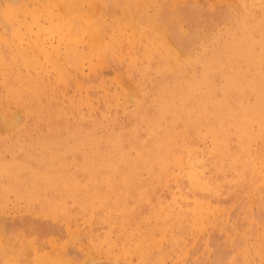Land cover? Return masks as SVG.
<instances>
[{
    "label": "rangeland",
    "instance_id": "obj_1",
    "mask_svg": "<svg viewBox=\"0 0 264 264\" xmlns=\"http://www.w3.org/2000/svg\"><path fill=\"white\" fill-rule=\"evenodd\" d=\"M0 30V264H264V0H0Z\"/></svg>",
    "mask_w": 264,
    "mask_h": 264
},
{
    "label": "bare ground",
    "instance_id": "obj_2",
    "mask_svg": "<svg viewBox=\"0 0 264 264\" xmlns=\"http://www.w3.org/2000/svg\"><path fill=\"white\" fill-rule=\"evenodd\" d=\"M68 9H69V8H68ZM68 12H69V11H68ZM70 13H71V12H70ZM250 14H251V13H250ZM234 17H235V14H234ZM235 18H236V17H235ZM248 18H249V17H248ZM241 21H242V20H241ZM241 21H240V22H241ZM238 22H239V21H238ZM255 22H256V21H255ZM240 27H241V26H240ZM255 27H256V26H255ZM219 28H220V27H219ZM241 28H242V27H241ZM217 29H218V28H217ZM0 31H1V30H0ZM173 31H174V30H173ZM218 31H219V30H218ZM254 31H255V30H254ZM222 32H223V31H222ZM223 33H224V32H223ZM162 34L164 35V33H162ZM251 34H252V33H251ZM4 35H5V34H4ZM219 35H220V34H219ZM235 35H236V34H235ZM235 35H234V36H235ZM158 36H159V35H158ZM236 36H237V35H236ZM236 36H235V38H236ZM169 37H170V36H169ZM177 37H178V36H177ZM251 37H252V36H251ZM157 38H158V37H157ZM244 38H246V36H244ZM159 39H160V37H159ZM159 39H158V40H159ZM217 39H218V38H217ZM242 39H243V38H242ZM167 40H168V39H167ZM177 40H178V39H177ZM216 41H217V40H216ZM149 42H150V41H149ZM149 42H148V43H149ZM155 42H156V40H155ZM161 42H162V41H161ZM169 42H170V41H169ZM213 42H215V40H214ZM245 42H246V41H245ZM98 43H99V42H98ZM167 43H168V42H167ZM1 44H2V43H1ZM152 44H153V43H152ZM159 44H162V43H159ZM240 44H242V43L240 42ZM99 45H100V44H99ZM101 45H102V43H101ZM157 45H158V44H157ZM157 45H156V46H157ZM164 45H165V44H164ZM244 45H245V44H244ZM253 45H254V44H253ZM145 46H146V44H145ZM154 46H155V45H154ZM212 46H213V45H212ZM230 46H231V44H230ZM147 47H149V46H147ZM214 47H215V46H214ZM238 47H239V46H238ZM253 47H254V46H253ZM169 48H170V47H169ZM173 48H174V47H173ZM153 49H154V48H153ZM170 49H172V48H170ZM174 49H175V48H174ZM214 49H215V48H214ZM235 49L237 50L238 48H235ZM247 49H248V48H247ZM247 49H246V52H247ZM257 49H258V48H257ZM261 49H262V48H261ZM146 50H147V49H146ZM158 50H159V49H158ZM248 50H249V49H248ZM166 51H167V49H166ZM174 51H175V50H174ZM244 51H245V50H244ZM249 51H250V50H249ZM249 51H248V52H249ZM143 52H144V51H143ZM150 52H151V51H150ZM160 52H161V51H160ZM170 52H172V51H170ZM175 52H176V51H175ZM177 52H178V51H177ZM151 53H152V52H151ZM154 53H155V52H154ZM205 53H206V52H205ZM205 53H204V54H205ZM234 53H236V52L234 51ZM139 54H140V53H139ZM170 54H171V53H170ZM175 54H176V53H175ZM178 54H179V53H178ZM178 54H177V55H178ZM217 54H218V53H217ZM237 54H238V53H237ZM237 54H236V55H237ZM239 54H240V53H239ZM243 54H244V53H242V55H243ZM130 55H131V54H130ZM140 55H141V54H140ZM147 55H148V54H147ZM220 55H221V54H220ZM234 55H235V54H234ZM247 55H248V54H247ZM145 56H146V55H145ZM172 56H173V55H172ZM192 56H193V55H192ZM194 56H195V55H194ZM203 56H204V55H203ZM207 56H208V55H207ZM149 57H150V56H149ZM196 57H197V56H196ZM209 57H210V56H209ZM248 57H250V56H248ZM167 58H168V57H167ZM204 58H205V57H204ZM212 58H213V59L215 58V57H214V54H213ZM230 58H231V57H230ZM230 58H229V59H230ZM246 58H247V57H246ZM127 59H128V58H127ZM141 59H142V58H141ZM146 59H147V58H146ZM237 59H238V58H237ZM254 59H255V58H254ZM150 60H151V59H150ZM175 60H176V59H175ZM182 60H183V59H182ZM189 60H190V59H189ZM197 60H199V59H197ZM260 60H261V59H260ZM0 61H1V60H0ZM3 61H4V60H3ZM134 61H135V60H134ZM147 61H148V60H147ZM168 61H170V60H168ZM179 61H180V60H179ZM186 61H187V60H186ZM191 61H193V60H190V62H188V64L191 63ZM204 61H205V60H204ZM204 61H203V63H206V61H205V62H204ZM213 61H214V60H213ZM216 61H217V60H216ZM233 61H234V59H233ZM233 61H232V62H233ZM262 61H263V60H262ZM4 62H5V61H4ZM126 62H127V61H126ZM162 62H164V61H162ZM200 62H201V61H200ZM214 62H215V61H214ZM214 62H213V63H214ZM252 62H253V61H252ZM142 63H143V62H142ZM145 63H146V62H145ZM145 63H144V65H145ZM147 63H148V62H147ZM158 63H159V62H158ZM169 63H170V62H169ZM178 63H179V62H178ZM181 63H182V62H181ZM192 63H194V62H192ZM192 63H191V64H192ZM210 63H212V60H211V62H209V64H208L209 66L211 65ZM235 63H236V61H235ZM235 63H234V64H235ZM0 64H1V63H0ZM197 64H198V63H197ZM244 64H245V63H244ZM140 65H141V64H140ZM146 65H147V64H146ZM182 65H185V63L182 64ZM228 65H229V64H228ZM230 65H231V64H230ZM232 65H233V64H232ZM242 65H243V64H242ZM242 65H241V67H242ZM260 65H261V63H260ZM147 66H148V65H147ZM157 66H158V65H157ZM169 66H170V65H169ZM169 66H168V68H169ZM172 66H173V64H172ZM189 66H190V64H189ZM194 66H195V65H194ZM194 66H193V67H194ZM211 66H212V65H211ZM216 66H217V65H216ZM252 66H253V65H252ZM136 67H138V65H137ZM154 67H155V66H154ZM163 67H164V66H162V68H163ZM228 67H229V66H228ZM249 67H250V66H249ZM162 68H161V69H162ZM174 68H175V65H174ZM208 68H209V67H208ZM221 68H222V66H221ZM224 68H225V67H224ZM247 68H248V66H247ZM169 69H170V68H169ZM213 69H214V68H213ZM219 69H220V68H219ZM219 69H218V70H219ZM157 70H158V69H157ZM227 70H228V69H227ZM236 70H237V68H236ZM247 70H248V69H247ZM247 70H246V71H247ZM138 71H139V69H138ZM169 71H170V70H169ZM214 71L217 72L216 70H214ZM214 71H213V72H214ZM220 71H221V69H220ZM237 71H238V70H237ZM239 71H241V69H239ZM239 71H238V72H239ZM156 72H157V71H156ZM160 72H161V71H159V73H160ZM162 72H163V71H162ZM167 72H168V71H167ZM171 72H172V71H171ZM176 72H177V70H176ZM188 72H189V71H188ZM207 72H210V71L208 70ZM207 72H206V74H209V73H207ZM222 72H223V70H222ZM226 72H227V71H226ZM242 72L244 73L243 68H242ZM153 73H154V71H153ZM173 73H174V72H173ZM173 73H172V74H173ZM224 73H225V72H224ZM145 74H146V73H145ZM157 74H158V73H157ZM211 74H212V72H211ZM234 74H235V73H234ZM246 74H247V73H246ZM178 75H180V74H178ZM190 75H191V74H190ZM203 75H204V74H203ZM212 75H213V74H212ZM212 75H211V76H212ZM214 75H215V74H214ZM237 75H238V74H237ZM249 75H250V74H249ZM151 76H152V75H151ZM155 76H156V75H155ZM167 76H168V75H167ZM183 76H184V75H183ZM228 76H229V75H228ZM233 76H234V75H233ZM233 76H232V77H233ZM239 76H240V75H239ZM143 77H145V76H143ZM187 77H188V76H187ZM190 77H191V76H190ZM212 77H213V76H212ZM223 77H224V76H223ZM223 77H222V78H223ZM151 78H152V77H151ZM163 78H164V77H163ZM200 78H202V77H200ZM208 78H210V76H209ZM195 79H196V78H195ZM204 79H205V78H204ZM210 79H212V78H210ZM215 79H216V78H215ZM224 79H225V77H224ZM245 79H247V78L245 77ZM176 80H178V79H176ZM191 80H192V79H191ZM191 80H190V81H191ZM205 80H206V79H205ZM229 80H230V79H229ZM233 80H234V79H233ZM233 80H232V81H233ZM144 81H145V80H144ZM151 81H152V80H151ZM162 81H163V80H162ZM162 81H161V82H162ZM169 81H170V80H169ZM178 81H179V80H178ZM178 81H177V82H178ZM190 81H189V82H190ZM203 81H204V80H203ZM208 81H211V80H208ZM208 81H207V82H208ZM214 81H215V80H214ZM214 81H213V82H214ZM164 82H165V81H164ZM174 82L176 83V81H174ZM174 82H173L172 84H174ZM180 82H183V81L180 80ZM192 82H193V80H192ZM198 82H199V81H198ZM207 82H206V83H207ZM148 83H149V82H148ZM187 83H188V82H186V84H187ZM206 83H205V84H206ZM154 84H155V83H154ZM159 84H160V83H159ZM197 84L199 85V83H197ZM197 84H195V85L197 86ZM200 84H202V83L200 82ZM214 84H215V83H214ZM223 84H224V83H223ZM234 84H235V82H234ZM163 85H164V84H163ZM165 85H166V84H165ZM175 85H176V84H175ZM184 85H185V84H184ZM188 85H189V84H188ZM188 85H187V87H188ZM190 85H192V84H190ZM226 85H227V83H226ZM229 85H230V84H229ZM236 85H237V84H236ZM38 86H39V85H38ZM201 86H202V85H201ZM220 86H222V85H220ZM168 87H171V86L169 85ZM179 87H180V86H179ZM193 87H195V86H193ZM193 87H192V88H193ZM199 87H200V86H199ZM202 87H203V86H202ZM204 87H205V86H204ZM208 87H209V86H208ZM212 87H213V85H212ZM223 87H224V86H223ZM242 87H244V85H242ZM161 88H162V86H161ZM161 88H160V89H161ZM171 88H174V89H175L174 86L171 87ZM176 88H177V87H176ZM192 88L190 87L189 89L192 90ZM206 88H207V87H206ZM209 88H210V87H209ZM209 88H208V89H209ZM216 88H218V87H216ZM219 88H220V87H219ZM219 88H218V89H219ZM228 88H229V87H228ZM149 89H150V88H149ZM157 89H158V88H157ZM162 89H163V88H162ZM195 89H196V88H195ZM198 89H199V88H198ZM208 89H207V90H208ZM226 89H227V88H226ZM235 89H236V88H235ZM177 90H178V88H177ZM182 90H183V87H182ZM186 90H187V88H186ZM186 90H185V91H186ZM213 90H214V89H213ZM147 91H148V90H147ZM151 91H152V90H151ZM168 91H169V90H168ZM179 91H180V92H183V91H181V89H180ZM199 91H200V90H199ZM201 91H202V90H201ZM210 91H212V90H210ZM158 92H159V91H158ZM170 92H171V90H170ZM150 93L152 94V92H150ZM150 93H147V94H150ZM172 93H176V92H173V89H172ZM177 93H178V91H177ZM188 93H189V92H188ZM205 93H207V92H205ZM208 93H209V92H208ZM210 93H211V92H210ZM162 94H163V93H162ZM166 94H167V93H166ZM166 94H164V95H166ZM199 94H201V93H199ZM203 94H204V93H203ZM153 95H154V94H153ZM171 95H172V94H171ZM173 95H174V94H173ZM177 95H180V94H177ZM182 95H183V94H182ZM182 95H181V96H182ZM188 95H189V94H188ZM190 95H191V94H190ZM242 95H243V94H242ZM168 96H169V95H168ZM211 96H212V95H211ZM240 96H241V95H240ZM148 97H149V95H148ZM157 97H158V96H157ZM171 97H172V96H171ZM202 97H203V96H202ZM160 98H161V97H160ZM168 98H169V97H168ZM190 98H191V97H190ZM195 98H197V97H195ZM195 98H194V99H195ZM226 98H227V97H226ZM113 99H114V98H113ZM147 99H148V98H147ZM157 99H158V98H157ZM166 99H167V98H166ZM170 99H171V98H170ZM174 99H175V98H174ZM178 99H179V98H178ZM197 99H198V98H197ZM145 100H146V99H145ZM151 100H152V99H151ZM159 100H161V99H159ZM168 100H169V99H168ZM179 100H180V99H179ZM184 100H185V99H184ZM187 100H188V99H187ZM195 100H196V99H195ZM195 100H194V101H195ZM225 100H226V99H225ZM163 101H166V100H163ZM171 101H173V99H172ZM173 102H175V101H173ZM196 102H197V101H196ZM205 102H206V101H205ZM234 102H235V101H234ZM165 103H166V102H165ZM178 103H179V102H178ZM181 103H182V102H181ZM189 103H191V102H189ZM216 103H217V102H216ZM218 103H219V102H218ZM238 103H239V102H238ZM171 104H172V103H170V105H171ZM174 104H176V103H174ZM206 104H207V102H206ZM219 104H220V103H219ZM221 104H222V103H221ZM224 104H225V103H224ZM234 104H235V103H234ZM163 105H165V104H163ZM183 105H185V103L182 104V108L185 107V106L183 107ZM138 106H139V105H138ZM159 106H160V105H159ZM168 106H169V104H168ZM172 106H173V105H172ZM178 106H179V105H178ZM190 106H191V105H189V107H190ZM215 106H216V105H215ZM223 106H225V105H223ZM253 106H254V105H253ZM192 107H193V106H192ZM197 107H198V106H197ZM197 107H196V108H197ZM201 107H202V106H201ZM205 107H206V106H205ZM219 107H220V106H219ZM246 107H247V106H246ZM254 107H255V106H254ZM171 108H172V107H171ZM199 108H200V107H199ZM252 108H253V107H252ZM252 108H251V109H252ZM163 109H164V108H163ZM165 109H166V108H165ZM173 109H174V108H173ZM173 109H172V110H173ZM177 109H178V108H177ZM177 109H176V110H177ZM201 109H202V108H201ZM249 109H250V108H249ZM128 110H129V109H128ZM168 110H169V109H168ZM178 110H180V109H178ZM186 110H188V108H187ZM161 111H162V110H161ZM183 111H184V110H183ZM183 111H182V112H183ZM189 111H190V110H189ZM196 111H198V110H196ZM200 111H201V110H199V112H200ZM205 111H206V110H205ZM205 111H204V112H205ZM244 111H245V109H244ZM250 111H252V110H250ZM185 112L188 113L187 111H185ZM190 112H192V111H190ZM227 112H228V111H227ZM247 112H248V111H247ZM176 113H177V112H176ZM180 113H181V112H180ZM194 113H195V112H194ZM206 113H207V112H206ZM210 113H211V112H210ZM219 113H220V112H219ZM237 113H238V111H237ZM170 114H171V113H170ZM173 114H175V113H173ZM173 114H171V115H173ZM192 114H193V113H192ZM244 114H245V113H244ZM101 115H102V114H101ZM184 115H185V114H184ZM194 115H195V114H194ZM210 115H211V114H210ZM62 116H63V115H62ZM175 116H176V115H175ZM179 116L181 117V114H180ZM186 116H188V114H186ZM211 116H212V115H211ZM214 116H215V115H214ZM220 116H221V114H220ZM189 117H192V115L189 116ZM189 117H188V118H189ZM227 117H228V116H227ZM209 118H210V117H209ZM230 118H231V117H230ZM244 118H245V117H244ZM246 118H247V117H246ZM246 118H245V119H246ZM253 118H255V117H253ZM262 118H263V117H262ZM176 119H177V118H176ZM176 119H175V120H176ZM159 120H160V119H159ZM159 120H158V121H159ZM177 120H178V119H177ZM186 120H187V119H186ZM206 120H207V118H206ZM183 121H184V120H183ZM188 121H190V120H188ZM230 121H231V119H230ZM172 122H173V121H172ZM220 122H221V121H220ZM220 122H219V123H220ZM244 122H245V121H244ZM148 123H149V122H148ZM158 123H159V122H158ZM158 123H157V125H158ZM163 123H164V122H163ZM169 123L171 124V122H169ZM178 123H179V122H178ZM178 123H177V124H178ZM182 123H183V122H182ZM257 123H258V122H257ZM154 124H155V123H154ZM166 124H167V123H166ZM235 124H236V123H235ZM254 124L256 125V123H254ZM259 124H260V123H259ZM261 124H263V123H261ZM167 125H168V124H167ZM167 125H166V126H167ZM160 126H161V125H160ZM220 126H221V125H220ZM220 126H219V127H220ZM249 126H250V125H249ZM257 126H259V125H257ZM242 127H243V126H242ZM260 127H261V125H260ZM262 127H263V126H262ZM67 128H68V127H67ZM156 128H157V127H156ZM165 128H166V127H165ZM222 128H223V127H222ZM222 128H221V129H222ZM238 128H240V127H238ZM238 128H237V129H238ZM162 129H163V128H162ZM171 129H172V128H171ZM179 129H180V128H179ZM237 129H236V131H237ZM252 129H253V128H252ZM252 129H251V130H252ZM255 129H256V127H255ZM152 130H153V129H152ZM234 130H235V128H234ZM248 130H249V129H248ZM262 130H263V129H262ZM158 131H159V130H158ZM222 131H223V130H222ZM245 131H246V130H245ZM258 131H259V130H258ZM260 131H261V130H260ZM154 132H155V130H154ZM219 132H220V131H219ZM228 132H229V131H228ZM228 132H227V133H228ZM237 132H238V131H237ZM239 132H240V130H239ZM246 132H247V131H246ZM248 132H249V131H248ZM248 132H247V133H248ZM261 132H262V131H261ZM165 133H166V132H165ZM165 133H164V134H165ZM167 133H168V132H167ZM176 133H177V132H176ZM176 133H174V134H176ZM230 133H232V132H230ZM234 133H235V132H234ZM234 133H233V134H234ZM243 133H245V132H243ZM263 133H264V132H263ZM263 133H262V134H263ZM203 134H204V133H203ZM207 134H208V133H207ZM240 134H241V133H240ZM249 134H250V132H249ZM210 135H212V134L210 133ZM231 135H232V134H231ZM251 135H252V133H251ZM251 135H250V136H251ZM256 135H257V133H256ZM263 135H264V134H263ZM165 136H166V135H165ZM167 136H168V135H167ZM170 136H171V135H170ZM203 136H204V135H203ZM208 136H209V135H208ZM168 137H169V136H168ZM172 137H173V134H172ZM217 137H218V135H217ZM223 137H225V136H223ZM227 137H228V136H227ZM229 137H230V136H229ZM253 137H254V136H253ZM210 138H211V137H210ZM254 138H255V137H254ZM254 138H253V139H254ZM257 138H258V136H257ZM261 138H262V137H261ZM168 139H169V138H168ZM168 139H167V141H168ZM211 139H212V138H211ZM243 139H244V138H243ZM247 139H248V138H247ZM249 139H250V138H249ZM258 139H259V138H258ZM263 139H264V138H263ZM169 140L171 141V138H170ZM182 140H183V139H182ZM201 140H202V139H201ZM219 140H220V139H219ZM223 140L226 141L225 138H224ZM223 140H221V141H223ZM245 140H246V139H245ZM251 140H252V139H251ZM255 140H256V139H255ZM163 141H164V140H163ZM178 141H179V140H178ZM165 142H166V141H164V144H165ZM256 142H257V141H256ZM121 143H122V142H121ZM177 143H178V142H177ZM182 143H184V142H182ZM182 143H181V144H182ZM213 143H214V142H213ZM262 143H263V142H262ZM73 144H74V143H73ZM97 144H98V143H97ZM158 144H159V143H158ZM215 144H216V143H215ZM253 144H254V143H253ZM162 145H163V144H162ZM174 145H175V144H174ZM182 145H184V144H182ZM220 145H221V144H220ZM238 145H239V144H238ZM249 145H250V144H249ZM156 146H157V145H156ZM160 146H161V145H160ZM216 146H217V145H216ZM216 146H215V147H216ZM243 146H244V145H243ZM261 146H262V145H261ZM74 147H75V146H74ZM88 147H89V146H88ZM211 147H212V146H211ZM215 147H214V148H215ZM246 147H247V146H246ZM96 148H97V147H96ZM176 148H178V147H176ZM223 148H224V147H223ZM169 149H170V148H169ZM174 149H175V148H174ZM181 149H182V148H181ZM247 149H248V148H247ZM131 150H132V149H131ZM164 150H165V149H164ZM172 150H173V149H172ZM226 150H227V149H226ZM129 151H130V150H129ZM164 152H165V151H164ZM168 152H169V150H168ZM171 152H172V151H171ZM188 152H189V151H188ZM217 152H218V151H217ZM122 153H123V152H122ZM162 153H163V152H162ZM172 153H173V152H172ZM249 153H250V152H249ZM166 154H167V153H166ZM216 154H217V153H216ZM242 154H243V153H242ZM160 155H161V154H160ZM211 155H212V154H211ZM224 155H225V154H224ZM236 155H237V154H236ZM245 155H246V154H245ZM161 156H162V155H161ZM184 156H185V155H184ZM218 156H219V154H218ZM148 157H149V156H148ZM158 157H159V156H158ZM222 157H223V156H222ZM224 157H225V156H224ZM226 157H228V155H227ZM152 158H153V157H152ZM156 158H157V157H156ZM163 158H164V157H163ZM231 158H235V157H231ZM231 158H230V159H231ZM251 158H252V157H251ZM170 159H171V158H170ZM178 159H179V158H178ZM223 159H224V158H223ZM237 159H238V158H237ZM237 159H236V160H237ZM245 159H246V158H245ZM159 160H160V159H159ZM181 160H182V159H181ZM183 160H184V159H183ZM238 160H240V159H238ZM248 160H249V159H248ZM160 161H162V160H160ZM171 161H172V160H171ZM214 161H215V160H214ZM217 161H218V160H217ZM169 162H170V160H169ZM169 162H168V163H169ZM182 162H183V161H182ZM221 162H222V161H221ZM225 162H226V161H225ZM225 162L223 161V163H225ZM233 162H235V161L233 160ZM241 162H242V161H241ZM243 162H244V160H243ZM246 162H247V161H245V163H246ZM171 163H172V162H171ZM230 163H231V162H230ZM238 163H239V162H238ZM214 164H215V163H214ZM236 164H237V163H236ZM236 164H235V165H236ZM158 165H159V164H158ZM183 165H184V164H183ZM237 165H238V164H237ZM230 166H231V165H230ZM151 167H152V166H151ZM157 167H158V166H157ZM167 167H168V166H167ZM173 167H174V166H173ZM183 167H184V166H183ZM152 168H153V167H152ZM159 168H160V167H159ZM165 168H166V167H165ZM165 168H164V169H165ZM177 168H178V167H177ZM221 168H222V167H221ZM242 168H244V166H242ZM29 169H30V167H29ZM181 170H182V168H181ZM220 170H221V169H220ZM236 170H237V169H236ZM167 171H168V170H167ZM169 171H170V170H169ZM233 171H235V170H233ZM243 171H244V169L242 170V172H243ZM2 173H3V172H2ZM7 173H8V171H7ZM167 173H168V172H167ZM174 173H175V172H174ZM194 173H195V171H194ZM235 173H236V171H235ZM175 174H176V173H175ZM187 174H188V173H187ZM242 174H243V173H242ZM8 175H9V174H8ZM173 175H174V174H173ZM185 175H186V174H185ZM189 175L191 176V174H189ZM238 175H239V174H238ZM181 176H182V174H181ZM197 176H198V175H197ZM244 176H245V175H244ZM179 177H180V176H179ZM185 177H186V176H185ZM198 177H199V176H198ZM224 177H225V175H224ZM162 178H163V177H162ZM190 178H191V177H190ZM193 178H194V177H193ZM195 179H197V178H195ZM165 180H166V179H165ZM165 180H164V181H165ZM168 180H169V179H168ZM168 180H167V181H168ZM198 180H199V178H198ZM215 180H216V179H215ZM225 180H226V179H225ZM160 181H161V180H160ZM188 181H189V180H188ZM195 181H196V180H195ZM206 181H207V180H206ZM233 181H234V180H233ZM158 182H159V181H158ZM190 182H192V181H190ZM203 182H204V181H203ZM203 182H202V183H203ZM235 182H236V181H235ZM164 183H165V182H164ZM223 183H224V182H223ZM206 184L208 185V183H206ZM206 184H205V185H206ZM152 185H153V184H152ZM158 185H160V184H158ZM165 185H166V184H165ZM167 185H168V184H167ZM191 185H192V183H191ZM62 186H64V184H63ZM192 186H194V185H192ZM208 186H209V185H208ZM218 186H219V185H217V187H218ZM209 187H210V186H209ZM220 187H221V186H220ZM7 188H8V187H7ZM203 188H204V187H203ZM213 188H214V187H213ZM221 188H222V187H221ZM223 188H224V187H223ZM11 189H12V188H11ZM13 189H14V188H13ZM219 189H220V188H219ZM211 190H212V189H211ZM215 190H216V189H215ZM147 191H148V190H147ZM4 192H5V191H4ZM204 192H205V191H204ZM221 192H222V191H221ZM221 192H220V193H221ZM173 198H174V200H175L174 195H173ZM145 201H146V200H145ZM147 202H148V201H147ZM2 204H3V203H2ZM154 204H155V203H154ZM203 204H204V202H203ZM195 207H198V206H195ZM198 208H199V207H198ZM187 209H188V208H187ZM200 209H201V208H200ZM181 210H182V209H181ZM209 210H210V209H209ZM177 211H178V210H177ZM189 211H190V210H189ZM195 211H196V210H195ZM211 211H212V210H211ZM211 211H210V212H211ZM213 211H214V210H213ZM159 212H160V211H159ZM165 212H166V211H165ZM180 212H181V211H180ZM196 213H198V212H196ZM202 213H203V212H202ZM202 213H201V214H202ZM164 214H165V213H164ZM199 214H200V213H199ZM179 215H180V214H179ZM185 215H186V214H185ZM180 216H181V215H180ZM182 216H183V215H182ZM127 218H128V217H127ZM174 218H175V217H174ZM132 220H133V219H132ZM135 224H136V223H135ZM138 224H139V223H138ZM138 224H137V225H138ZM197 224H198V223H197ZM137 225H135V226H137ZM169 225H170V224H169ZM114 226H115V225H114ZM181 226H182V224H181ZM200 226H201V225H200ZM122 230H123V229H122ZM135 230H136V229H135ZM137 230H138V229H137ZM129 231H130V230H129ZM160 231H162V230H160ZM126 232H128V231H126ZM126 232H125L124 235H126ZM162 232H164V231H162ZM180 232H181V231H180ZM120 234H121V233H120ZM122 234H123V233H122ZM138 235H139V234H138ZM126 236H127V235H126ZM175 236H176V235H175ZM126 238H127V237H126ZM176 238H177V237H176ZM146 239H147V238H146ZM143 242H144V241H143ZM154 242H155V241H154ZM163 242H164V241H163ZM175 242H176V241H175ZM100 243H101V242H100ZM149 243H150V242H148V243H146V244L149 245ZM98 244H99V242H98ZM141 244H142V243H141ZM151 244H152V243H151ZM159 244H160V243H159ZM142 245H143V244H142ZM147 245H146V246H147ZM155 246H156V245H155ZM124 247H126V246H124ZM147 247H149V246H147ZM175 247H176V246H175ZM126 248H127V247H126ZM148 249H149V248H148ZM146 250H147V249H146ZM147 252H148V251H147ZM130 253H131V252H130ZM127 255H128V254H127ZM131 255H132V254H131ZM131 255H130V256H131ZM134 255H135V254H134ZM146 256H147V255H146ZM166 258H167V257H166ZM68 261H69V260H68ZM157 261H158V260H157ZM247 262H248V260H247ZM73 264H74V263H73ZM152 264H153V263H152Z\"/></svg>",
    "mask_w": 264,
    "mask_h": 264
}]
</instances>
